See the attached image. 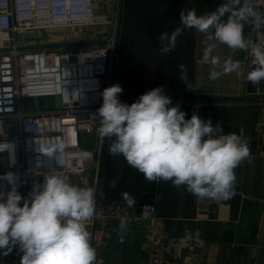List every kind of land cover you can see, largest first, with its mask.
Wrapping results in <instances>:
<instances>
[{"label": "crops", "instance_id": "1", "mask_svg": "<svg viewBox=\"0 0 264 264\" xmlns=\"http://www.w3.org/2000/svg\"><path fill=\"white\" fill-rule=\"evenodd\" d=\"M222 2L119 0L112 85L122 87L119 99L129 105L163 85L170 106L179 103L186 119L196 112L204 120L211 118L213 125L219 121L224 133L247 139L251 163L245 160L235 169L232 197L213 202L196 198L183 186L173 187L170 181H147L122 156L109 154L111 141L105 138L100 169L90 165L84 174L69 176L73 183L86 177L96 189V215L87 227L97 249L96 264H191L196 248L201 249L198 264H264V81L252 84L235 73L209 80V66L200 63L205 37L194 29H184L168 53H161L158 41L161 33L171 34L181 27V10L194 9L201 15ZM253 2L264 12V0ZM103 10H108L107 4ZM244 33L255 41L264 36V28L256 30L245 24ZM214 55L221 63L229 56L241 61L245 76L254 67L248 52H232L226 45L218 44ZM180 64L186 65L193 90L179 80ZM42 182L43 178H38L29 183L32 188ZM0 185L8 188L6 182ZM22 186L20 182L18 191ZM123 192L135 198L133 207L123 200ZM146 204L157 208L150 222L138 218ZM121 223L126 225L123 230ZM229 230L232 240L225 241ZM19 253L14 247L6 256ZM0 256H5L3 250Z\"/></svg>", "mask_w": 264, "mask_h": 264}, {"label": "clouds", "instance_id": "2", "mask_svg": "<svg viewBox=\"0 0 264 264\" xmlns=\"http://www.w3.org/2000/svg\"><path fill=\"white\" fill-rule=\"evenodd\" d=\"M245 24L256 30L264 28V12L253 0H223L215 10L201 15L194 9L181 10V27L171 34L161 33L160 50L162 54L170 52L184 29H194L205 37L200 63L209 66V80L235 73L259 84L264 81V36L255 41L246 38ZM218 44L232 52H248L253 69L245 76L241 61L231 56L221 63L214 55ZM179 70V80L193 90L186 65L180 64ZM122 92L118 83L106 87L100 93L101 107L92 114L99 124L98 137L111 141L110 155L122 156L147 181H170L173 187L183 186L198 199L222 202L232 197L235 169L245 160L251 163L247 139L224 133L219 121L213 125L211 118L204 120L196 112L186 119L179 103L170 106L172 101L163 85L145 92L130 105L119 99ZM58 151H63L62 145L44 154L52 157ZM0 181L8 186L0 185L3 255L17 247L23 253L20 264H96L97 249L87 228L96 215V189L86 177L73 183L68 175L52 169L43 175L42 183L33 184L27 196L18 191L17 174L9 171L0 176ZM110 185L115 187V181ZM121 195L129 207L135 205V198L128 192ZM124 227L121 223V230Z\"/></svg>", "mask_w": 264, "mask_h": 264}, {"label": "built area", "instance_id": "3", "mask_svg": "<svg viewBox=\"0 0 264 264\" xmlns=\"http://www.w3.org/2000/svg\"><path fill=\"white\" fill-rule=\"evenodd\" d=\"M102 1L110 0H0V122L7 123L9 132L12 123L16 126L14 134L0 137V176L9 171L17 174L22 196L31 191L30 180L43 178L52 169L68 176L82 175L90 165L100 169L104 139L98 137L99 124L92 114L103 103L100 93L111 84L116 40L114 35L104 44L35 49L18 38L34 30L94 26L96 7ZM113 2L116 10L119 0ZM38 64L46 67L43 71L48 70V75L55 70L63 78L65 71L73 73L74 84H46L47 77H41L32 88L27 81ZM76 84L81 89L74 95ZM55 97L60 108L25 106L26 100ZM58 145L63 151L56 156L44 154ZM156 213L155 205L146 204L138 218L150 222ZM22 254L0 256V264H20Z\"/></svg>", "mask_w": 264, "mask_h": 264}, {"label": "rangeland", "instance_id": "4", "mask_svg": "<svg viewBox=\"0 0 264 264\" xmlns=\"http://www.w3.org/2000/svg\"><path fill=\"white\" fill-rule=\"evenodd\" d=\"M113 0L101 2L96 9V25L79 29H46L34 30L21 35L18 40L27 42L29 46L35 49L56 48L58 46L70 44H95L96 42H105L109 38L116 36V10ZM103 4H107V11L103 10ZM98 17V19H97ZM116 38V37H115ZM116 52V51H115ZM114 66V65H113ZM112 85V80L111 84ZM25 106L29 110H39L47 108H60L61 103L58 97L55 98H35L26 100ZM7 123L0 122V137L14 134L15 123L11 124L12 130H7Z\"/></svg>", "mask_w": 264, "mask_h": 264}, {"label": "bare ground", "instance_id": "5", "mask_svg": "<svg viewBox=\"0 0 264 264\" xmlns=\"http://www.w3.org/2000/svg\"><path fill=\"white\" fill-rule=\"evenodd\" d=\"M98 19V17H97ZM41 64V62H39ZM40 64H38V66H36V68H34L32 70V72L30 73L29 76V80L27 81L28 84L34 88V86L36 85V83L38 82L39 78L44 77L46 78V84H52V82L54 81H58V83H60V85L64 84V82H66L67 85L69 84H74V78H73V73H69L67 71H65L63 73L64 78L62 77V74H60L59 71L55 70L54 72H51V74H46L45 72L47 71H43L46 69L45 66H41ZM50 73V72H48ZM48 80V81H47ZM66 86V85H65ZM76 88H74V95H76L79 91V89H81V85L76 84L75 85ZM65 89V88H64Z\"/></svg>", "mask_w": 264, "mask_h": 264}, {"label": "water", "instance_id": "6", "mask_svg": "<svg viewBox=\"0 0 264 264\" xmlns=\"http://www.w3.org/2000/svg\"><path fill=\"white\" fill-rule=\"evenodd\" d=\"M105 42H96L95 44H104ZM92 44V43H91ZM94 44V43H93ZM79 45H83V44H79ZM233 235V233H232V231H228V232H226L225 233V235H224V240L225 241H231L232 240V236ZM200 252H201V249L200 248H196L195 249V252H194V259L192 260V262H191V264H198V258H199V254H200Z\"/></svg>", "mask_w": 264, "mask_h": 264}]
</instances>
